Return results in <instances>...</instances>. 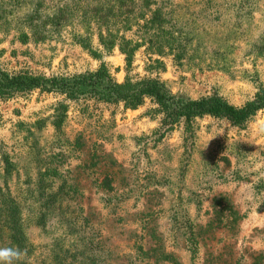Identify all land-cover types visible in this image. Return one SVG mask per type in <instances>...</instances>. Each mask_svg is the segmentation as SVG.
<instances>
[{"label":"rangeland","instance_id":"374dc122","mask_svg":"<svg viewBox=\"0 0 264 264\" xmlns=\"http://www.w3.org/2000/svg\"><path fill=\"white\" fill-rule=\"evenodd\" d=\"M147 1L0 0V72L70 85L102 61L116 82L233 105L264 88V0ZM106 32L133 47L130 67L117 45L97 59L77 40L99 49ZM103 84L0 93V186L19 205L27 263L264 264V109L242 125L162 122L148 97L99 99Z\"/></svg>","mask_w":264,"mask_h":264},{"label":"trees","instance_id":"16d2710c","mask_svg":"<svg viewBox=\"0 0 264 264\" xmlns=\"http://www.w3.org/2000/svg\"><path fill=\"white\" fill-rule=\"evenodd\" d=\"M142 1L144 4L148 3L147 0ZM95 9L100 10V7H93V10ZM150 12V21L159 25L161 18L158 9L152 8ZM58 20L57 16L53 15L50 19L52 25H56ZM77 40L82 47L86 48L97 59L100 57V51H107L117 45L119 51L123 54L125 67H130L133 47L128 46V40L115 41L112 33L99 34L97 37L99 49L92 47L90 40L86 36L78 37ZM58 79L59 81H57ZM66 81L53 75L44 77L27 72L22 74L0 72V93L7 92L6 89L10 90L11 87L27 90L37 86H45L48 90H54L63 93L66 97H70L76 95L75 92L79 85L92 88L95 83L101 85L106 83L103 85L109 91L104 94L97 92L99 99L118 101L124 107L135 108L141 103L143 98L148 97L155 103V110L161 114L162 122H178L182 120L185 123H189L195 117L206 115L222 117L232 124L242 125L250 121L256 111L264 109L263 87L256 91L251 100L245 101L241 105H233L215 93L180 100L173 98V94H169L155 79H146L141 83L133 82L126 74L122 82H116L111 78L102 61L95 70L85 71L73 78L70 85ZM61 120V116L54 115L51 124L58 127ZM1 161L4 174H9L12 169V163L6 155H2ZM0 230L5 232L9 246H19L21 249H26V255L18 264H28L26 261L28 249L25 242L26 237L22 231L19 205L6 186L4 188L0 186Z\"/></svg>","mask_w":264,"mask_h":264},{"label":"clouds","instance_id":"9594fccd","mask_svg":"<svg viewBox=\"0 0 264 264\" xmlns=\"http://www.w3.org/2000/svg\"><path fill=\"white\" fill-rule=\"evenodd\" d=\"M26 255V249L19 246L0 247V264H18Z\"/></svg>","mask_w":264,"mask_h":264}]
</instances>
